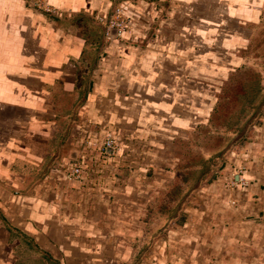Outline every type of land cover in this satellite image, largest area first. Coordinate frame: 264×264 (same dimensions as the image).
<instances>
[{
    "label": "crops",
    "instance_id": "crops-1",
    "mask_svg": "<svg viewBox=\"0 0 264 264\" xmlns=\"http://www.w3.org/2000/svg\"><path fill=\"white\" fill-rule=\"evenodd\" d=\"M165 1L171 10L161 35L160 30L148 35V27L138 23L143 14L138 11L131 16L136 23L132 45L103 36L99 55L95 39L89 43L88 36L64 30L63 36H55L53 31L59 29L49 22L47 36H26L25 17L11 22L9 3L0 2V264H193L201 259L212 264H264V115L244 122L242 143L229 149L221 176L209 187L199 185L201 206L189 213L197 220L182 229L191 233L189 245L154 241L139 256L141 238L155 230L156 215L151 198L146 222L138 220L143 213L137 186L167 184L168 175L139 180L132 174L130 180L126 174L122 184L105 180L106 174L115 175L107 167L109 173L96 178L99 188L85 189L93 167H101L96 151L106 134L112 133L115 140L125 135L127 149L119 147L117 155L124 153L137 168L166 169L161 154L172 137L195 130L203 118L199 113H209L202 107L203 97L211 93L214 98L215 93L198 75L212 66L208 62L213 56L209 61L203 53V36H186L189 15L192 8H220L233 10L224 18L235 19L247 8L246 0ZM49 2L73 13L106 4ZM16 7L23 10L21 4ZM149 13L156 15L154 10ZM144 19L143 26L150 27L151 19ZM202 20L192 25V34L202 31ZM242 40L228 36L227 44H220L224 56L238 57L237 50L245 46ZM203 56L208 62L200 65ZM63 104H71L70 109L62 110ZM93 152L98 154L97 165L91 164ZM74 166L82 169L76 178L70 177ZM156 248L164 253H156ZM176 248L185 251L175 255L171 249ZM168 251L174 256L165 255Z\"/></svg>",
    "mask_w": 264,
    "mask_h": 264
},
{
    "label": "rangeland",
    "instance_id": "rangeland-1",
    "mask_svg": "<svg viewBox=\"0 0 264 264\" xmlns=\"http://www.w3.org/2000/svg\"><path fill=\"white\" fill-rule=\"evenodd\" d=\"M0 2L9 3L11 11L9 19H11V22L17 20L18 16L25 17L26 36L42 34L47 36L49 32L45 31V27H47V22H49L53 25L55 24L59 29L58 32L56 30L55 32L53 31V34H56L55 36H63L62 31L64 30V32H71L74 35L88 36L89 43L95 39V41L93 40V44L96 43L95 48L97 47L96 51H98V55L101 54L103 36L110 39L107 30L108 22L104 25L99 18L104 19L106 15L111 17L116 6H121L124 9V16L129 18L130 24L128 27L130 29H125V33L122 36H115L111 39L124 42L128 46L132 45L133 25L136 24L131 19V16H137L138 11L142 12L143 14L138 15L139 21L142 22L138 21V23H142L140 25L145 30L148 27V35L152 32V35L156 36L155 33L159 32V30L161 35V26L170 16L171 10L169 9V1L165 0H106V7L104 6L100 9L90 6L76 13L70 10H60L52 5L50 6L49 0H0ZM19 4L23 8L20 12L16 7ZM244 5L247 8L241 9L237 15L238 17L235 19L230 16L228 19L224 18L228 14H231L233 10L220 8H192L193 14L189 13L190 25L187 26L186 36H203L202 51L203 53H207L206 56L209 57V61L211 59L210 56H213V59L210 61L211 63L207 61L206 56H203V61L198 64L205 65L208 62L212 66L204 69V72H201L202 76L198 75V77L203 82H208L212 86L209 88L210 91H213L212 93H215V97L213 98L211 93L210 96L203 97L202 107L204 111L206 109L209 113L207 115L199 113V116L203 118L200 119L201 121L198 120L199 122H197L195 130L191 128L186 129L181 134L177 133L169 141L167 151L161 154V162L168 163L166 169L153 170V167H150V165L148 167L144 165V168L139 169L135 166V163L132 164L124 158V153L117 155V149L112 151V153L104 150L103 144L108 137H111L121 150L127 149L128 145L126 142L128 139L125 138V135L122 136L123 140L122 137L115 140L112 133H109L99 142L96 152L99 151L100 162H102L101 167H93L94 176H90L89 188H87L85 183V189L94 191L99 188V186L96 187L99 182L96 178L103 175V173H109L107 172V167L108 169L111 167L115 175L107 176L106 174L105 180L109 177L112 181H119L122 184L125 176L128 175V178L131 180L132 174L133 177L137 176L139 180L149 179L152 175L158 177L160 174H163L164 177L168 175L171 178V182L168 181L167 184L165 183L166 181H156L155 185L149 184L148 187L145 184L137 186L139 188L140 200L142 201L141 204L144 205H140V213H143V216L139 215L138 220L142 222L141 219H143L146 222L147 206L150 204L151 198L154 199L156 215L155 230L151 231L149 229L147 236L141 238L139 256H143L147 250V246L154 241L160 243L162 240H169L176 247L178 241L187 242L186 244L189 245V242L192 241V238L189 237L191 233L187 232L186 235V230L183 231L182 229L184 226H190L188 223L197 220V216L189 215V213L194 212L195 209L197 210L201 206V204L199 205L200 197L197 196L200 190L198 188L199 185L203 183V187H209L213 179L221 176L226 156L231 150L230 148L237 147L242 143V135L247 130L244 122L253 121L264 115V0H246ZM6 6L8 7V5ZM153 10L156 12L154 17L149 13ZM144 18L151 19L150 27L143 26L147 22ZM201 20L204 22L203 27L199 28L202 31L198 33L199 35L192 34L194 30V26L192 25L196 22L199 24ZM210 28H213L214 31H211ZM24 33L25 30L22 29L20 36H24ZM99 36L102 39L98 45V41L96 42V40H98ZM228 36H242L243 38L242 41H244L245 46H241L237 50L236 54L238 57L236 58L224 56L225 50L220 44H227ZM151 37L148 36V39ZM87 39L86 42H88ZM135 44L139 45L138 42ZM216 45L219 47L213 52V46L215 48ZM217 51L218 53H216ZM85 65L87 66V63ZM188 77L195 79L193 76H189V74ZM191 89L193 88L191 87ZM192 92H194L193 90L191 94H194ZM209 97L212 98L210 99ZM58 106L61 107V105ZM78 106L79 104L76 103V107ZM70 107L71 104H63L62 110L70 109ZM189 109L193 110L192 108ZM91 126L90 123L86 124L85 130L89 132ZM151 139L147 138L146 140L152 141ZM143 140L145 141V138ZM164 140L166 139L164 138ZM96 152H93V157H90V160L94 159V162L91 164L95 165L98 164L99 160ZM94 153L97 154L96 158H94ZM118 165L122 166V169ZM163 170H165V174ZM70 177L76 178L78 176ZM172 179L175 180L172 181ZM232 184H234L233 181H231L230 185L233 186ZM143 188L148 190H143ZM147 195L149 196L148 203L146 202ZM204 207L205 204L203 203L202 208ZM149 218L151 219L152 217ZM192 234L194 236L197 235V233ZM155 251L156 253H164V251L158 248ZM171 251L177 255L178 253L182 254L185 250L183 248L181 250L176 248L171 249ZM188 251L193 253L192 249ZM172 252L168 251L165 255L173 257L174 254ZM195 252L197 251L195 250ZM193 258H196L195 254L189 257L187 262L190 263L189 261L191 259L193 261ZM204 261V259H201L200 262L193 264H212L211 262L206 263Z\"/></svg>",
    "mask_w": 264,
    "mask_h": 264
},
{
    "label": "built area",
    "instance_id": "built-area-1",
    "mask_svg": "<svg viewBox=\"0 0 264 264\" xmlns=\"http://www.w3.org/2000/svg\"><path fill=\"white\" fill-rule=\"evenodd\" d=\"M112 13L113 15L111 17L106 15L104 19L101 17L99 18L101 23L104 25L108 22L107 30L110 35L108 36L109 38L114 36H122V34L125 33V29H130L128 27L130 24L129 18L124 16V9L121 6H116ZM103 146L104 150L108 153H112V151H115L116 149L118 150L119 148L116 142L111 139V137L106 138ZM72 172V176L82 175V169L80 167L74 166Z\"/></svg>",
    "mask_w": 264,
    "mask_h": 264
},
{
    "label": "bare ground",
    "instance_id": "bare-ground-1",
    "mask_svg": "<svg viewBox=\"0 0 264 264\" xmlns=\"http://www.w3.org/2000/svg\"><path fill=\"white\" fill-rule=\"evenodd\" d=\"M238 172H239V171H238ZM243 172H244V170H243ZM241 174H242V173H241ZM241 174H240V175H241ZM241 176H242V175H241ZM241 180H242V179H241ZM232 181H233V180H232ZM237 181H238V180H237ZM242 181H243V180H242ZM242 181H241V182H242ZM241 182H240V183H241ZM226 185H227V184H226ZM229 187H230V186H229Z\"/></svg>",
    "mask_w": 264,
    "mask_h": 264
}]
</instances>
